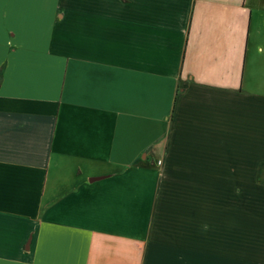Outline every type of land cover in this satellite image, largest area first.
<instances>
[{
	"label": "crops",
	"instance_id": "1",
	"mask_svg": "<svg viewBox=\"0 0 264 264\" xmlns=\"http://www.w3.org/2000/svg\"><path fill=\"white\" fill-rule=\"evenodd\" d=\"M0 264H264V0H0Z\"/></svg>",
	"mask_w": 264,
	"mask_h": 264
}]
</instances>
